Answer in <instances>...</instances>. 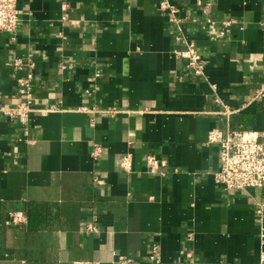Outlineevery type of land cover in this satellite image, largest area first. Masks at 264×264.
Here are the masks:
<instances>
[{
	"label": "crops",
	"instance_id": "obj_1",
	"mask_svg": "<svg viewBox=\"0 0 264 264\" xmlns=\"http://www.w3.org/2000/svg\"><path fill=\"white\" fill-rule=\"evenodd\" d=\"M18 7L17 30L0 31V107L31 100L32 112L26 123L0 113V264H257L264 187L217 183L207 139L228 125L264 131V0ZM187 42L203 75L178 55ZM149 154L168 164L151 171ZM12 212L24 220L9 223Z\"/></svg>",
	"mask_w": 264,
	"mask_h": 264
},
{
	"label": "built area",
	"instance_id": "obj_2",
	"mask_svg": "<svg viewBox=\"0 0 264 264\" xmlns=\"http://www.w3.org/2000/svg\"><path fill=\"white\" fill-rule=\"evenodd\" d=\"M19 0H0V31L15 32L20 22ZM170 8L172 14L176 13V7L164 5L163 8ZM174 17V15H173ZM174 19V18H173ZM225 29L231 25V20L225 21ZM229 30V28H227ZM223 34V31L221 32ZM180 37H178L179 39ZM186 49L178 52V55L185 57L187 68L195 75H203L205 60L194 42H187ZM19 64V62H17ZM31 76V75H30ZM29 76V77H30ZM212 87L215 88L214 85ZM264 94V89L258 91L256 97ZM31 100L19 103L15 107H0V113L12 118H18L21 123L29 120L32 112ZM207 142L217 145L219 148V168L214 172V179L227 190L248 191L253 188L264 187V131L258 132L251 129L215 127L208 133ZM100 149L96 145L95 152ZM121 167L124 171L132 170V158L129 154L123 155L120 159ZM147 164L151 171L157 172L162 166L168 163L166 160L158 158L155 154H149ZM95 183L101 185L103 179L95 176ZM258 213L263 217L264 203L259 202ZM96 218V217H95ZM24 220L21 212L10 213L9 223H19ZM99 227L95 221H89L86 225L88 232H96ZM150 259L160 262L158 246L152 248ZM118 264H136L132 257L120 255ZM73 264H97L94 261H76ZM257 264H264V255L261 256Z\"/></svg>",
	"mask_w": 264,
	"mask_h": 264
}]
</instances>
